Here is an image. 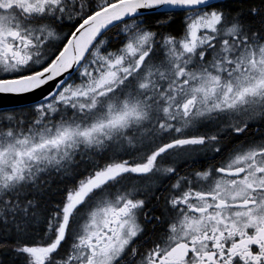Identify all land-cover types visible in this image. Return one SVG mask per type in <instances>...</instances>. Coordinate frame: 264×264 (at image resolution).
I'll return each instance as SVG.
<instances>
[{"label":"snow or ice","instance_id":"6c2138e0","mask_svg":"<svg viewBox=\"0 0 264 264\" xmlns=\"http://www.w3.org/2000/svg\"><path fill=\"white\" fill-rule=\"evenodd\" d=\"M0 249L264 264V0H0Z\"/></svg>","mask_w":264,"mask_h":264},{"label":"trees","instance_id":"16d2710c","mask_svg":"<svg viewBox=\"0 0 264 264\" xmlns=\"http://www.w3.org/2000/svg\"><path fill=\"white\" fill-rule=\"evenodd\" d=\"M181 25H182V17H177L175 19V22L171 25V30L174 32L179 31ZM13 259L14 257L11 255L10 251L5 249H0V262H2V264H11Z\"/></svg>","mask_w":264,"mask_h":264},{"label":"flooded vegetation","instance_id":"af4514ba","mask_svg":"<svg viewBox=\"0 0 264 264\" xmlns=\"http://www.w3.org/2000/svg\"><path fill=\"white\" fill-rule=\"evenodd\" d=\"M152 205H150V207H151Z\"/></svg>","mask_w":264,"mask_h":264}]
</instances>
